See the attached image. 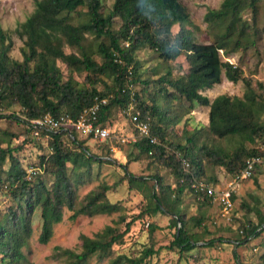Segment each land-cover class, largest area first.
Masks as SVG:
<instances>
[{
    "label": "trees",
    "instance_id": "16d2710c",
    "mask_svg": "<svg viewBox=\"0 0 264 264\" xmlns=\"http://www.w3.org/2000/svg\"><path fill=\"white\" fill-rule=\"evenodd\" d=\"M259 3L260 0H222L217 8H208L203 20L212 22L214 27L207 33L208 41L200 42L184 28L190 22L178 0H113L109 6L106 0H35L32 13L14 30L23 41L20 61L8 55L12 45L10 34L0 28V107L10 108L18 103L23 108L21 113L16 110L8 115L0 113V118L7 117L21 126L25 118L46 113L67 114L76 118L96 99H105L97 120L104 126L103 121L111 107L127 109L129 103H133L134 110H139L141 117H149L152 134L163 144H151L148 139L139 138L132 143L137 154L133 156L129 152L127 161L118 163L123 170L120 180L127 179L130 189L133 182L144 183L148 202L136 217L156 213L170 215L169 226L175 230L173 239L165 247L176 250L180 255H187L197 247H212L216 241L220 244L228 242L222 237L203 240V232L191 230L203 224L207 217L205 208L211 203L206 196L194 193L190 184L195 177L213 184L220 181L218 176L206 174V158L214 166L224 167L229 175H233L243 168L248 156L264 153L259 147L264 143V124L261 121L264 101L242 77L240 68L221 60L219 56V52L229 56L239 49H246L247 45L241 47V37L246 32L260 33L255 28ZM246 11L250 12V17L245 16ZM175 25L179 29L173 34ZM65 46L71 50L66 51ZM145 48L160 61L171 62L182 58L186 64L185 71L176 77H172L169 70L165 75L158 76L156 83L161 96L157 95V91L150 93L148 98L145 95L149 78H143V62L137 56ZM57 62L66 67L65 79ZM83 72V80L77 81L74 74ZM222 73L229 81H244L242 96L219 94L210 101L201 93L220 83ZM106 78L112 79L113 86L105 83ZM99 83L103 84V90L97 87ZM129 83L133 86L142 84L143 88L136 91L128 87ZM181 99L191 104L186 107ZM173 101L179 102L176 111L173 110ZM196 105L209 107L207 125L194 127L183 144L168 139L167 131L171 126L178 124L182 118L183 124L192 121L187 115ZM76 133L73 129L71 133L64 130L50 133L47 139L50 152L42 155L37 163L39 171L53 177L50 184L38 175L36 180L27 178V169L14 155V151L23 144L0 147V164L9 160L6 191L11 200L7 210L0 212V264H25L21 247L31 232V217L35 211L40 218L38 242L45 244L53 234L54 224L62 220L64 208L71 211L70 219L80 215L109 214L121 208L120 203L106 199L105 192L110 189L106 184L87 192L80 199V206H74L76 188L85 181L83 178L88 176L92 163H111L110 158L90 152L86 145V139L90 137L80 139ZM22 135L24 140L21 143L24 144L38 140L26 129H23ZM205 136L234 140L235 144L230 150L223 149L218 144L209 145ZM258 141L259 145L255 146ZM149 151H152L151 155ZM142 156L172 167L175 186L164 184L156 173L143 176L130 172L126 164ZM181 156L188 160V168L181 163ZM111 158L115 159L114 156ZM68 163L72 175L67 173ZM185 192L198 202L195 215L186 216ZM232 198L234 200L235 197ZM246 206L247 211L257 207ZM258 216V221L247 219L238 225V238L231 240L235 246L261 235L264 215ZM120 220L123 221L124 217ZM130 223L125 222L123 231L107 225L103 234L98 232L92 237L81 235L79 252L65 248L59 249V253L66 257L67 264H85L92 256L99 260L109 257L112 244L129 229ZM153 228L154 224L150 223L149 229ZM203 229L204 233L210 234L207 228ZM199 240H202L200 245ZM261 245L260 262L256 264H264V236ZM156 251L152 246H144L138 254L129 256L119 253L105 264H146Z\"/></svg>",
    "mask_w": 264,
    "mask_h": 264
},
{
    "label": "rangeland",
    "instance_id": "374dc122",
    "mask_svg": "<svg viewBox=\"0 0 264 264\" xmlns=\"http://www.w3.org/2000/svg\"><path fill=\"white\" fill-rule=\"evenodd\" d=\"M185 8L188 15L189 24L184 26L192 32V37L196 41L207 42V33L214 27L212 22L203 20L204 13L208 8H217L222 0H178ZM113 0H106V4L112 5ZM35 7V0H0V28L7 31L11 38V48L8 55L20 61L22 59L20 48L23 46V41L19 39L14 32L15 27L22 22L29 14L32 13ZM245 16L250 17V12L246 11ZM117 26V25H116ZM255 28L260 30V33L255 35L251 32H246L241 37V47L247 45L246 49H239L234 54L226 56L219 52L220 59L229 61L238 66L241 70L242 77L250 83V86L260 95L264 101V0H260L258 11L256 13ZM179 29L177 25L172 28V33ZM254 40V44L251 42ZM210 41V40H209ZM65 50L70 48L65 46ZM138 58L143 62L142 76L149 78L147 92L145 95L157 91V95L161 96L158 90L159 84L156 79L160 75H165L168 70L172 77L181 74L185 69L186 64L180 60L164 62L156 58L154 53L148 49H142L137 53ZM96 57V56H95ZM99 59L98 57H96ZM60 71L63 73L64 79L67 76V70L64 64L57 62ZM185 71V70H184ZM85 73L78 75L74 74L77 81L83 80ZM108 86H113L112 79H104ZM99 89H104L103 84H97ZM134 90L143 88L142 84L136 83L132 85ZM245 89V84L242 79L237 82H232L226 79L224 74L221 75V82L214 84L211 88L201 91L202 94L208 96L211 101L219 94H228L230 96H242ZM182 105L189 106L190 101H180ZM173 110L177 109L178 101H173ZM4 112L11 113L13 110L21 113L23 108L16 103L10 108H3ZM192 118V121L183 124L184 118L168 129V139L174 142L183 144L185 137L192 132L194 127L207 125L208 107L196 105L187 115ZM186 116V117H187ZM261 121L264 124V113L261 116ZM103 125L109 129L110 135L102 141L94 139H86V145L90 152L102 158H110L111 163H102L100 165L92 163L88 176H84L82 184L76 188V200L74 206H80V199L87 192L98 189L100 185L106 184L110 186L105 192V197L111 202L120 203L121 208L109 214L97 213L92 216L80 215L75 219H70V210L63 209L62 220L54 224L53 234L45 244L38 242V234L40 231V218L38 211H35L31 217V232L26 239L25 244L21 247L25 254V264H67L66 257L60 255L59 249H71L75 252L80 251L81 235L94 236L96 233L103 234L104 227L111 225L119 231L125 229V222H131L129 229L112 244V253L109 257L99 260L96 256L90 257L85 264H105L110 257L116 254L124 253L126 255H135L140 252L144 246H152L156 251L148 258L146 264H256L260 262L259 255L262 252L261 242L264 236V230L259 237L248 239L238 246L231 240L238 238V225L251 219L258 221L259 214L264 215V165H260L256 170L254 177L241 181L237 186V192L234 198V209L232 210V219L225 220L219 215V207L208 206L205 208V216L201 226H194L193 232H203V240L208 238H226L229 241L222 244L215 242L212 247H197L187 255H180L176 250L167 249L165 246L173 239L175 228L169 226L170 215L156 213L152 216L136 215L143 208V205L148 201L145 197L144 183L141 181L133 182V188L128 187L127 179L120 180L123 170L118 163L125 162L128 159V153L133 156L137 154L136 148L132 145V136L134 135V127L130 121L128 108L123 109L117 106L111 107L107 112L106 119ZM186 127L184 131L183 127ZM23 128L21 125L11 121V119L0 118V147H18L23 146L14 151V155L19 159L21 165L28 169L30 166L38 167L37 164L42 155L49 154V140L41 138L40 140L28 141L26 144L21 143ZM77 134V133H76ZM78 136V134H77ZM80 139H84L81 136ZM264 138V135H263ZM209 145H220L221 148L232 149L235 141L229 139H220L215 136H205ZM254 145V144H253ZM259 145V141L255 146ZM115 157L112 159L111 157ZM131 158V157H130ZM116 160V161H114ZM128 170L136 175L149 176L158 174L162 178V182L171 187L175 186L176 178L173 175L172 167L163 165L155 161L151 157L142 156L137 161H130L126 164ZM71 165L67 164V173L72 175ZM39 168V167H38ZM9 169V160L6 159L0 164V212L7 210L11 204L8 199L7 171ZM204 169L207 175L218 176L220 181L217 186L223 184L229 177L228 172L224 167L214 166L208 158L204 159ZM38 177L44 178L45 182L50 184L52 176L46 172H39ZM36 180V175L31 177ZM152 179L150 183H152ZM113 185V186H112ZM184 204L186 216L195 215L198 212V202L189 192L184 193ZM257 206L256 209L247 211V206ZM124 217L121 221L120 218ZM153 223L154 228L149 229V224ZM207 228L210 234L204 233L203 228ZM242 238V236L240 237ZM202 243L199 240L198 245ZM58 248V249H57ZM236 254V255H235Z\"/></svg>",
    "mask_w": 264,
    "mask_h": 264
},
{
    "label": "built area",
    "instance_id": "2783aa9c",
    "mask_svg": "<svg viewBox=\"0 0 264 264\" xmlns=\"http://www.w3.org/2000/svg\"><path fill=\"white\" fill-rule=\"evenodd\" d=\"M132 83L128 84V87H132ZM105 99H96L94 103L78 114L76 118L67 114L51 115L46 113L35 118H25L22 128L29 131L30 135L35 139L50 137L51 132H58L64 130L67 133H71V129L75 130L81 137H90L91 139L102 141L109 135L110 131L105 126L97 123L98 112L101 104L105 103ZM128 111L131 119V123L134 127V135L131 142H135L139 138H146L151 144L163 145L158 138L152 134L150 128L149 117H141L139 110H134L133 103H129ZM0 113L6 114L3 108L0 107ZM11 114L7 113L6 115ZM41 132L44 134L42 135ZM24 140V136L21 138ZM260 149L264 151V143L260 144ZM179 155V152H176ZM148 154H152L149 151ZM181 163L184 168H188L189 162L185 157H180ZM243 168L236 174L229 175L224 186L220 187L217 184L207 182L202 178H193L190 184V189L198 196H206L210 203L219 207V215L225 220L232 219V210L234 209V200L237 192L238 184L251 176L257 166L264 165V153L248 156L244 161ZM39 168L30 166L27 169V178L37 176L39 174Z\"/></svg>",
    "mask_w": 264,
    "mask_h": 264
},
{
    "label": "crops",
    "instance_id": "0c3cea01",
    "mask_svg": "<svg viewBox=\"0 0 264 264\" xmlns=\"http://www.w3.org/2000/svg\"><path fill=\"white\" fill-rule=\"evenodd\" d=\"M208 107V106H207ZM208 109H209V107H208ZM207 121H208V118H207Z\"/></svg>",
    "mask_w": 264,
    "mask_h": 264
}]
</instances>
